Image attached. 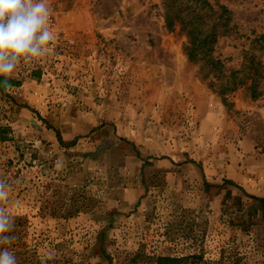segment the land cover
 Listing matches in <instances>:
<instances>
[{"label": "rangeland", "instance_id": "1", "mask_svg": "<svg viewBox=\"0 0 264 264\" xmlns=\"http://www.w3.org/2000/svg\"><path fill=\"white\" fill-rule=\"evenodd\" d=\"M207 2L223 71L264 66V0ZM49 4L52 51L0 93L18 264H264V69L221 92L166 0Z\"/></svg>", "mask_w": 264, "mask_h": 264}, {"label": "clouds", "instance_id": "2", "mask_svg": "<svg viewBox=\"0 0 264 264\" xmlns=\"http://www.w3.org/2000/svg\"><path fill=\"white\" fill-rule=\"evenodd\" d=\"M49 0H0V85L11 87L20 63H31L52 51L56 34L51 26ZM9 185L0 180V202L9 198ZM12 216L0 207V264H18L10 249L15 237ZM51 254H49L50 256Z\"/></svg>", "mask_w": 264, "mask_h": 264}, {"label": "trees", "instance_id": "3", "mask_svg": "<svg viewBox=\"0 0 264 264\" xmlns=\"http://www.w3.org/2000/svg\"><path fill=\"white\" fill-rule=\"evenodd\" d=\"M164 5V18L167 27L174 28L177 24L180 30L185 33L188 42L185 46V52L191 61H199L207 70L214 71L221 79V92L233 91L241 83V78L237 75L241 73L242 77L253 78L259 75L264 66L255 59L254 51L248 50V54L243 60L248 61L247 66L241 65L239 70H231L228 73L223 71L221 63L212 57L213 46L218 36L228 34L231 30L230 12L222 5L213 6L207 0H166ZM252 44L253 47L264 53V33L256 37ZM247 52V53H248ZM243 61V62H244ZM244 68L252 73H246ZM4 78L0 77V81ZM225 79V81H223ZM223 81V82H222ZM11 83V81H10ZM18 84V83H16ZM17 86V85H16ZM6 86L0 85V93H5ZM263 201L262 199H257ZM169 261L170 259H163ZM172 261V260H171Z\"/></svg>", "mask_w": 264, "mask_h": 264}, {"label": "crops", "instance_id": "4", "mask_svg": "<svg viewBox=\"0 0 264 264\" xmlns=\"http://www.w3.org/2000/svg\"><path fill=\"white\" fill-rule=\"evenodd\" d=\"M17 77H18L17 74H15V72H14L12 74V78H11V87H7L5 89V92L6 93L11 94L12 91H14V89H18L19 88V86H20V79H19V77L18 78ZM16 83H18V84H16ZM235 104H236L237 107L239 106V107L242 108L243 105H244V102L242 100L238 99V98H235Z\"/></svg>", "mask_w": 264, "mask_h": 264}]
</instances>
